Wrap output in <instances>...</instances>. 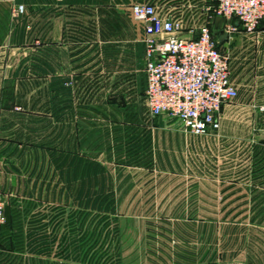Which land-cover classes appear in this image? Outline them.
<instances>
[{
  "label": "rangeland",
  "instance_id": "1",
  "mask_svg": "<svg viewBox=\"0 0 264 264\" xmlns=\"http://www.w3.org/2000/svg\"><path fill=\"white\" fill-rule=\"evenodd\" d=\"M15 4L22 41L2 47L0 235L25 247L17 264H264V111L236 97L217 132L187 133L149 113L145 71L123 42L48 61L25 0ZM220 47L234 81L264 88L251 83L264 67L250 46Z\"/></svg>",
  "mask_w": 264,
  "mask_h": 264
},
{
  "label": "built area",
  "instance_id": "2",
  "mask_svg": "<svg viewBox=\"0 0 264 264\" xmlns=\"http://www.w3.org/2000/svg\"><path fill=\"white\" fill-rule=\"evenodd\" d=\"M131 16L143 27L145 98L152 116L165 114L177 118L185 132L212 135L220 128L222 106L235 99L229 57L224 54L210 25L224 19L223 31L254 33L264 22V0H209L205 18L192 37L180 36L179 20L164 18L156 6L135 2ZM15 12H24L23 4ZM264 111V105L260 106ZM3 203L0 198V226Z\"/></svg>",
  "mask_w": 264,
  "mask_h": 264
},
{
  "label": "crops",
  "instance_id": "3",
  "mask_svg": "<svg viewBox=\"0 0 264 264\" xmlns=\"http://www.w3.org/2000/svg\"><path fill=\"white\" fill-rule=\"evenodd\" d=\"M18 1L0 0V93L2 47L4 43L11 45L22 41L17 35L19 22L16 17L18 13L15 12L17 5L15 2ZM25 2L28 15L26 25L31 29L28 30L30 40L41 41L44 47H48V61L66 62L68 59L75 61L96 58L121 41L124 44L122 55L125 57L126 53L135 56L138 60V68L144 70L143 27L140 22L132 20L131 4L135 2L154 4L160 16L179 20L182 25L180 36L189 38L194 35L190 29L195 31L203 22L206 15L204 7L209 0H25ZM223 24L224 19L216 17L210 25L213 35L218 40L219 48L221 44L226 46L228 44L233 51L238 52L239 49L242 51V48L250 46L252 60L255 61L256 67L263 68L264 22L260 23L255 35L245 36L243 32H239L233 37L230 36L231 38L224 33ZM118 33L122 37L117 36ZM132 41L133 44H131ZM52 52H57L58 57L56 58V54ZM105 55H114V53ZM263 78L262 73H257L252 76L251 83L263 84ZM233 83L238 89L237 97L241 98V105L258 110L264 105V88L252 87L251 90H246L241 86L242 82L233 80ZM2 111L3 107L0 103V128ZM3 237H9V233L0 235L3 247L1 252L4 257L1 264H17L19 260L17 255L23 254L25 247L13 245L12 239L4 240Z\"/></svg>",
  "mask_w": 264,
  "mask_h": 264
}]
</instances>
